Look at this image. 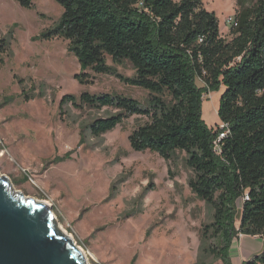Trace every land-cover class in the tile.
<instances>
[{"label":"rangeland","instance_id":"1","mask_svg":"<svg viewBox=\"0 0 264 264\" xmlns=\"http://www.w3.org/2000/svg\"><path fill=\"white\" fill-rule=\"evenodd\" d=\"M258 2L204 0V5L230 41L233 25L227 20ZM63 11L55 0H33L32 8L0 0V176L16 193L47 204L62 234L88 257L86 264H203L202 236L214 209L191 191L187 155L178 151L166 160L135 151L129 137L146 122L138 115L94 136L91 124L117 111L64 101L113 94L145 105L149 93L116 75L82 76L69 41L43 37ZM107 62L123 77L134 75L129 62L118 65L110 57ZM197 85L204 86L200 80ZM222 93L223 88L202 101L201 117L210 128L220 122ZM237 206L240 212L243 200Z\"/></svg>","mask_w":264,"mask_h":264},{"label":"trees","instance_id":"2","mask_svg":"<svg viewBox=\"0 0 264 264\" xmlns=\"http://www.w3.org/2000/svg\"><path fill=\"white\" fill-rule=\"evenodd\" d=\"M17 1L33 7V0ZM55 1L63 15L43 37L68 40L82 76L116 75L149 93L145 105L113 94L85 93L80 100L64 101L117 111L91 124L94 136L138 115L146 122L129 137L135 151L155 152L166 160L185 153L193 172L191 191L214 209L213 222L203 231L202 263L233 264L231 248L240 234L264 240V0L239 8L230 41L222 37L219 20L204 0ZM108 57L118 65L129 62L134 75L117 74ZM222 88L220 122L210 128L202 120L201 104L205 95ZM222 125L228 134L216 149ZM260 263L264 253L245 262Z\"/></svg>","mask_w":264,"mask_h":264},{"label":"water","instance_id":"3","mask_svg":"<svg viewBox=\"0 0 264 264\" xmlns=\"http://www.w3.org/2000/svg\"><path fill=\"white\" fill-rule=\"evenodd\" d=\"M0 264H86L51 209L16 193L0 176Z\"/></svg>","mask_w":264,"mask_h":264},{"label":"crops","instance_id":"4","mask_svg":"<svg viewBox=\"0 0 264 264\" xmlns=\"http://www.w3.org/2000/svg\"><path fill=\"white\" fill-rule=\"evenodd\" d=\"M252 238L253 242L248 240ZM257 241V242H256ZM264 253V240L260 237L245 236L237 243H233L231 248V259L233 264H245L255 255Z\"/></svg>","mask_w":264,"mask_h":264},{"label":"built area","instance_id":"5","mask_svg":"<svg viewBox=\"0 0 264 264\" xmlns=\"http://www.w3.org/2000/svg\"><path fill=\"white\" fill-rule=\"evenodd\" d=\"M227 23H230V24H232V25H236L237 22H236V19H234V18H229V19L227 20ZM221 129H222V133H221L219 139L215 142V147H216V149H219V143H220V141H221L223 138H225V136H227V134H228V129H227L226 126L222 125V126H221Z\"/></svg>","mask_w":264,"mask_h":264},{"label":"bare ground","instance_id":"6","mask_svg":"<svg viewBox=\"0 0 264 264\" xmlns=\"http://www.w3.org/2000/svg\"><path fill=\"white\" fill-rule=\"evenodd\" d=\"M43 204H45V205L47 206V204H46V203H44V202H43ZM69 239H71V238H69ZM79 250H80V252L83 254L84 258H85V255H84V253H83L82 249H81V248H79ZM87 260H88V257H86V258H85V261H87Z\"/></svg>","mask_w":264,"mask_h":264}]
</instances>
